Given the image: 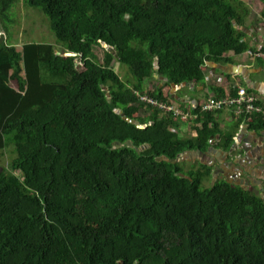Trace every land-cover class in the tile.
<instances>
[{
    "label": "trees",
    "instance_id": "obj_1",
    "mask_svg": "<svg viewBox=\"0 0 264 264\" xmlns=\"http://www.w3.org/2000/svg\"><path fill=\"white\" fill-rule=\"evenodd\" d=\"M17 3L0 0V35ZM25 4L49 19L56 44L0 37V153L16 156L0 170V264H264V185L212 183L211 167L177 163L229 153L243 126L264 134L262 101L263 114L241 117L202 107L239 88L254 94L227 75L230 91L206 82L210 65L258 48L238 29L249 11L229 0ZM182 86L208 90L180 105L187 122L142 102L179 107L167 91ZM225 111L237 120L230 131Z\"/></svg>",
    "mask_w": 264,
    "mask_h": 264
},
{
    "label": "rangeland",
    "instance_id": "obj_2",
    "mask_svg": "<svg viewBox=\"0 0 264 264\" xmlns=\"http://www.w3.org/2000/svg\"><path fill=\"white\" fill-rule=\"evenodd\" d=\"M229 2L232 3V5H236L237 3L242 4V6L240 7L241 11L245 9L249 11V15L246 21L249 24L258 25L256 27V30L258 34V39H260L261 41H259L260 44L257 45V47L264 45V5L262 1L229 0ZM6 24L8 27L7 32L10 34V36L8 34H4V37L9 41V43L13 45L24 46L32 43L56 44L54 36L50 30L49 19L41 11L36 9L33 10L27 7L25 4V0H18V3L10 12V16ZM103 49L104 48L95 49V54L101 63H103L105 54ZM121 67L122 66L118 63H114V69L118 73V75L126 78L127 75L125 74H127V68ZM157 84V82H149L151 88L156 87ZM235 125H237L235 119L231 118L227 124L229 129L228 131L233 129ZM182 136L185 138H191L194 136V131L191 128V125H188L186 132L183 133ZM216 141L218 142V140ZM213 144L216 145L217 143ZM14 150V147H10L3 153H0L1 171H11V162L16 157L13 153ZM210 151L216 152L217 154L219 153L221 157L219 159L213 160L214 157L212 156V154H208L205 155L206 159H198V157H196L197 155L192 156V152L188 154V157H183L179 159L177 163L184 169V171H189L193 168L198 169L202 164L206 166H212V183L214 181L228 180L231 183H241L246 187H251L255 189L263 187V183L261 180L258 179V177L264 179V161L258 163L256 161L247 159L249 153L253 151L251 150V148L246 150V148L237 147L236 149L231 150L229 153L215 149H212ZM193 154H200L201 156H204L199 152H194ZM250 167H252V171H254V173L250 172ZM255 170L257 172H255Z\"/></svg>",
    "mask_w": 264,
    "mask_h": 264
},
{
    "label": "crops",
    "instance_id": "obj_3",
    "mask_svg": "<svg viewBox=\"0 0 264 264\" xmlns=\"http://www.w3.org/2000/svg\"><path fill=\"white\" fill-rule=\"evenodd\" d=\"M257 26H258L257 24L252 25L246 21L242 28L238 27L239 30H241L243 33H245L248 36V38L251 39V46L259 45L260 44L259 41H261L260 39H258V34L256 30ZM229 57L234 62L231 65H226V66L210 65L209 66V71L207 75L212 77L213 79L212 85L222 86L226 80L223 81L221 85L217 84V82L219 79H221V77L227 75V76H230L232 80L236 83V87L237 86L243 87L245 85L244 87H246L249 90H253L254 94L258 95L261 101L264 102V60L252 59L247 54H244L241 56H234V54L231 53ZM225 84L223 86L224 88H226ZM165 85H166L165 82L160 83L161 87ZM152 88L155 89L156 87H152ZM230 90L231 88L228 86L226 88V91H230ZM165 91H167V89ZM167 92L171 94L173 100H175V104L178 106L186 105V104L195 105L198 102H201L204 98H206L208 94L207 89L204 90L200 88L199 90H196L194 86H191V87L182 86L176 89L171 88ZM219 116H220L219 123L221 125V128L224 131H228L229 129H228L227 124L229 120L231 118L235 119L233 117V114L231 112L225 111ZM235 121L237 122L236 119ZM187 128L188 126H183V133L186 132ZM236 137H238V140H237L238 148L243 147V148H246V150L251 148V150H253L252 152L249 153V156L247 159L256 161L258 163L264 161V134L257 135L256 133L249 131L247 127L243 126L240 129V132L238 133ZM208 154L210 155L212 154V156L214 157L213 160L219 159L221 157L219 153L217 154L216 152H213V151H210ZM194 155H197L196 157H198V159H206L204 154H203L204 156H201L200 154L198 155V154L192 153V156ZM188 156L189 155H186L185 157H188ZM208 167L212 168V166H209V165ZM249 170L251 173H254V171H252V167H250ZM212 171H213V168H212ZM255 172L257 171L255 170ZM258 179L264 182L262 178L258 177ZM262 185H264V183ZM258 189H261V187Z\"/></svg>",
    "mask_w": 264,
    "mask_h": 264
},
{
    "label": "built area",
    "instance_id": "obj_4",
    "mask_svg": "<svg viewBox=\"0 0 264 264\" xmlns=\"http://www.w3.org/2000/svg\"><path fill=\"white\" fill-rule=\"evenodd\" d=\"M247 55L252 58V59H264V51L263 48L260 46L256 48V51L254 52L249 51ZM212 77L207 75L206 76V82L208 84H212ZM222 78L218 80L217 84H222L223 83ZM143 103H148L153 106H159L161 110L167 112V113H173L174 116L180 117L182 121L187 122L190 117L189 114H185L180 110L179 107H168L162 104H157L156 101L143 98L142 99ZM259 102H261V99L258 95L256 94H251L248 92V90L244 88H239L237 97L230 98V99H225V100H219L216 101L213 98H210L203 104V111L204 112H212L214 110H222L225 108H230L234 112V114L237 117H241L244 115H257V114H263V107L262 105H259ZM234 109V110H233ZM191 119H196V117H191Z\"/></svg>",
    "mask_w": 264,
    "mask_h": 264
},
{
    "label": "flooded vegetation",
    "instance_id": "obj_5",
    "mask_svg": "<svg viewBox=\"0 0 264 264\" xmlns=\"http://www.w3.org/2000/svg\"><path fill=\"white\" fill-rule=\"evenodd\" d=\"M237 147H234L233 149H236Z\"/></svg>",
    "mask_w": 264,
    "mask_h": 264
},
{
    "label": "clouds",
    "instance_id": "obj_6",
    "mask_svg": "<svg viewBox=\"0 0 264 264\" xmlns=\"http://www.w3.org/2000/svg\"><path fill=\"white\" fill-rule=\"evenodd\" d=\"M1 36H4V35H1ZM105 47H107V46H105Z\"/></svg>",
    "mask_w": 264,
    "mask_h": 264
},
{
    "label": "water",
    "instance_id": "obj_7",
    "mask_svg": "<svg viewBox=\"0 0 264 264\" xmlns=\"http://www.w3.org/2000/svg\"><path fill=\"white\" fill-rule=\"evenodd\" d=\"M106 48H108V47H106Z\"/></svg>",
    "mask_w": 264,
    "mask_h": 264
}]
</instances>
